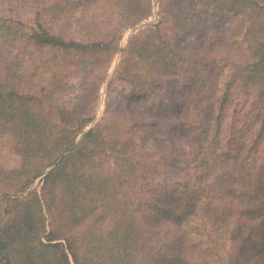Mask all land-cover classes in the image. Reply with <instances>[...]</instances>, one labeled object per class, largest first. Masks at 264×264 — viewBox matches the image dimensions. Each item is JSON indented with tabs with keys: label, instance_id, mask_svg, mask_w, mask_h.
Wrapping results in <instances>:
<instances>
[{
	"label": "trees",
	"instance_id": "16d2710c",
	"mask_svg": "<svg viewBox=\"0 0 264 264\" xmlns=\"http://www.w3.org/2000/svg\"><path fill=\"white\" fill-rule=\"evenodd\" d=\"M159 9L84 132L152 0H0V264H264V0Z\"/></svg>",
	"mask_w": 264,
	"mask_h": 264
},
{
	"label": "rangeland",
	"instance_id": "374dc122",
	"mask_svg": "<svg viewBox=\"0 0 264 264\" xmlns=\"http://www.w3.org/2000/svg\"><path fill=\"white\" fill-rule=\"evenodd\" d=\"M160 16H161V12L159 9V0H152V12H151V14L147 18H145L144 20L137 23L135 26L127 28L123 31L121 38H120V41H119V48L120 49L115 54V57L111 61L110 65L108 66L106 78L99 88L97 105H96V109L93 113V115H95V118L89 123L88 126H86L84 128V130L90 128V126H92L93 123L100 118V116L103 114V110H104L106 102L115 103L117 98H118L120 91H122V90L127 91L130 89V85L124 83L123 81H119V80L114 81V82L109 84V79L113 75L115 68H116V65L118 64V61L120 59L121 49L125 46L130 35H132L133 33L137 32L139 30V29L138 30L136 29L137 26L141 25V23H143V22H147L146 25L151 24V23H155L159 20ZM145 26H143V27H145ZM5 161L9 165H14L16 163V157L14 155H9L5 158ZM41 177H42V175L40 177H38L33 182L34 187L36 186L38 188L40 186V183H38V181H39V178H41Z\"/></svg>",
	"mask_w": 264,
	"mask_h": 264
},
{
	"label": "water",
	"instance_id": "95a60500",
	"mask_svg": "<svg viewBox=\"0 0 264 264\" xmlns=\"http://www.w3.org/2000/svg\"><path fill=\"white\" fill-rule=\"evenodd\" d=\"M146 23H147V22H143V23H141V25L137 26L136 29L138 30V29L142 28L143 26L146 25ZM86 130H87V129H86ZM86 130H84V132H85ZM82 134H83V133H82ZM82 134L77 138V140L82 136ZM52 166H53V165L49 166L45 171H47V170H49L50 168H52Z\"/></svg>",
	"mask_w": 264,
	"mask_h": 264
}]
</instances>
